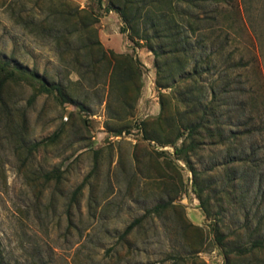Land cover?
Returning <instances> with one entry per match:
<instances>
[{
    "label": "rangeland",
    "instance_id": "374dc122",
    "mask_svg": "<svg viewBox=\"0 0 264 264\" xmlns=\"http://www.w3.org/2000/svg\"><path fill=\"white\" fill-rule=\"evenodd\" d=\"M67 1L95 14L92 29L67 32L64 0H0V60L34 71L74 101L38 91L36 80L13 81L6 91L11 139L0 127V264H206L200 253L214 247L228 264H264V248L241 252L264 240V0H173L181 56L189 57L177 60L166 54L170 40L154 41L167 56L159 65L170 64L165 87L148 43L129 38L120 15L105 9L108 0ZM168 1L153 10L160 14ZM95 40L102 49L89 47ZM110 49L140 71L137 97L124 87L137 77L124 83L121 68L111 74L110 53L97 62ZM190 98L200 109L213 100V134L202 130L197 147L179 155L175 147L190 142L186 124L197 120ZM139 120H149L152 136L173 141L155 150L103 137ZM54 132V142L32 153L19 148L20 139L30 145ZM55 169L60 179L47 180ZM157 204L165 207L149 211Z\"/></svg>",
    "mask_w": 264,
    "mask_h": 264
},
{
    "label": "trees",
    "instance_id": "16d2710c",
    "mask_svg": "<svg viewBox=\"0 0 264 264\" xmlns=\"http://www.w3.org/2000/svg\"><path fill=\"white\" fill-rule=\"evenodd\" d=\"M63 4V10L60 12V17L64 19V28L67 29V32L73 31H84L87 29H92L93 25L97 21V18L95 17V14L87 9H80L78 7H74L71 5V3L67 0H64ZM159 1V0H158ZM157 0H108L105 6V9L107 11L113 10L116 11L120 17L124 20L125 26L124 30H129V38L131 40L134 39H140L145 40L148 43L149 49L153 52L155 56V62L157 65L158 70V78H157V84L160 87H165L166 83L163 84V77L162 74L165 73V70L167 69L168 65L166 61L163 62V64L158 63V59L163 57L165 59L167 56L165 53H161L162 47L158 48V50L155 45L154 41L156 42L158 39H168L171 42V50L166 53L169 54L171 57H174L175 59H188L189 56H181V52L184 53L183 48H179V45L181 44V40H178L179 37H182V32H176L175 29L179 30L180 22H177L175 13V7L173 5V0H169V6L168 9H164L161 11L160 14L156 13L153 10V5H157L159 2ZM184 13V12H183ZM182 24V23H181ZM71 27V30H70ZM168 46V45H167ZM91 49L99 48L102 49V44L99 40H95V43L91 44L89 46ZM107 53H110L111 57H114L115 63L112 67L111 74L115 72V69L121 68V73L119 76L122 78V82L126 83L131 80L133 74L137 77V81L134 83H126L125 91L126 95L128 93L135 92L136 97L139 94V89L141 87L140 82V71L137 70L135 67V63L129 56L123 55V54H117L113 50L103 51L100 58H97V62H100L104 60V58H107ZM111 62V61H110ZM109 62V63H110ZM120 62V65H117L116 63ZM124 64V66L122 64ZM126 64V65H125ZM121 65L123 67H121ZM198 66H194L192 70V81H194V85L197 83V75H198ZM110 74V75H111ZM169 75V74H168ZM39 76L32 70H29L28 68L13 65L10 60H0V127L2 130H7L10 133V139H11V105L9 104V101L7 99L8 95H6L7 89L11 86V82L18 81V80H26L28 82H33L36 80V83L38 86H34L37 88L40 92H52L53 90H57L59 95L62 98L63 102H71L74 103L73 99L66 93L62 88H60L58 85H52L48 86L43 79L39 78ZM112 85V83H111ZM113 89V88H111ZM198 88L194 86L190 90H186L184 92L185 96H192L193 93L196 92ZM8 92V91H7ZM216 98V94H214L213 99ZM190 98V101L188 103H191L194 107H192L190 114L191 116L197 117L196 121H192L190 123L186 124V135L185 139H190V142L187 146H185L184 143L181 144V146L175 147V153L182 154L185 151V147L190 150H194L195 146L194 143L196 141V136L200 135L202 130H206L210 135L213 134L212 130H210L209 124L212 121L211 115L214 113V103L213 100H210L207 104H204L201 106L200 109L199 106L202 105V102L197 101L195 98ZM140 125L141 127V135L138 137V141L136 143L140 142H146L147 141H155L159 145H163L169 142H172L169 140L168 137L162 136H152V134L149 133V120H139L133 124L132 127H129L125 130H122V128H116L115 134L111 135H121L123 132L129 133L131 129H133L135 126ZM149 125V127H148ZM182 134H176L174 137L175 139H178ZM59 136L58 132H54L51 136L44 138L40 141L34 142L30 145H26L23 140H19L20 142V149L22 151L26 149L28 153H32L36 151L39 147L46 145L48 143L54 142ZM157 139V140H156ZM135 143V144H136ZM161 145V146H162ZM193 173L196 174V170L192 169ZM55 178L57 180L61 177V172L58 169L52 170L45 174V178L47 180H51L52 178ZM84 183L82 182L74 191V194L76 195L81 188L83 187ZM202 191V189H201ZM200 196V194H199ZM165 207V204H157L153 208H151V212H159L162 208ZM140 219H135L132 223H130L127 228L124 231V234H127L138 222ZM218 241L222 243L223 237L218 236ZM255 248H264V240L256 239L253 241V244L251 247L246 248L245 250H241L242 253L246 251L253 250ZM228 257V254L226 255ZM226 259V264H228V258Z\"/></svg>",
    "mask_w": 264,
    "mask_h": 264
},
{
    "label": "built area",
    "instance_id": "2783aa9c",
    "mask_svg": "<svg viewBox=\"0 0 264 264\" xmlns=\"http://www.w3.org/2000/svg\"><path fill=\"white\" fill-rule=\"evenodd\" d=\"M109 13H112V10L109 11ZM67 118V117H66ZM101 129H104L103 126L100 127ZM104 138H108L109 140L114 139H120L122 137L128 138L130 141H132L134 144L138 141V137L141 135V127L140 125L135 126L129 133L123 132L121 135H111L108 133H102ZM95 136H93V139ZM155 150H162L165 147L158 145L155 141H147ZM201 255L204 254L207 256L205 259L206 264H226L225 258L220 253L219 249L217 247L212 248L209 251L201 252Z\"/></svg>",
    "mask_w": 264,
    "mask_h": 264
},
{
    "label": "crops",
    "instance_id": "0c3cea01",
    "mask_svg": "<svg viewBox=\"0 0 264 264\" xmlns=\"http://www.w3.org/2000/svg\"><path fill=\"white\" fill-rule=\"evenodd\" d=\"M112 17H113V15L108 16V18H112Z\"/></svg>",
    "mask_w": 264,
    "mask_h": 264
}]
</instances>
